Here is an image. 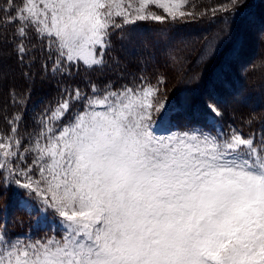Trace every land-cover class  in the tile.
I'll list each match as a JSON object with an SVG mask.
<instances>
[{
    "label": "snow or ice",
    "instance_id": "6c2138e0",
    "mask_svg": "<svg viewBox=\"0 0 264 264\" xmlns=\"http://www.w3.org/2000/svg\"><path fill=\"white\" fill-rule=\"evenodd\" d=\"M186 4L0 0V52L26 79L38 64L59 86L55 102L34 112L32 132L21 134V113L0 132V191L34 218L23 233L0 222V264H264V117L242 116L258 124L248 133L232 124L171 131L163 76L119 87L75 80L81 67L107 66L113 35L126 41L138 22L192 17ZM9 95L24 106L31 93Z\"/></svg>",
    "mask_w": 264,
    "mask_h": 264
},
{
    "label": "trees",
    "instance_id": "16d2710c",
    "mask_svg": "<svg viewBox=\"0 0 264 264\" xmlns=\"http://www.w3.org/2000/svg\"><path fill=\"white\" fill-rule=\"evenodd\" d=\"M236 10L239 14L245 13L239 8ZM248 17L251 18L249 23L264 28L262 16L254 20L255 11H251ZM184 20L138 22L128 30L131 32V39L126 41L119 40V33H116L112 37L114 48L107 58V66L92 71H85L81 67L80 75L75 77L76 83L84 87L81 81L90 79L103 85L111 80L118 86L119 75L128 80L133 76L144 75L152 82H156L157 76H163L165 82L160 86V94L162 98H172L178 104L176 119L182 129L202 121L215 125L217 130L221 125L235 124L248 133L258 127V124H254L249 128L243 124L241 117L249 113L264 117V88L260 84L264 82V77L256 79L255 67L249 70V59L244 62L247 64L244 74L233 67L235 60H239L243 54L245 41L244 35L234 33L237 28L236 15L212 20ZM221 30H226V34L219 36L218 32ZM112 57H117L119 64ZM173 57L179 62L174 63ZM193 61L195 65L191 68L189 65ZM14 65L19 74L14 79V90L17 93L30 91L31 96L24 106L13 104L10 96V110L14 113L19 106L32 118L34 112H39L49 102H55L59 87L57 80L44 78L38 64L31 70L33 79L28 80L22 75L15 60ZM192 76L193 79L188 81V77ZM8 88L5 93L7 104ZM207 96L209 99L205 98ZM229 96L232 98L228 99ZM209 101L221 109L222 117H214L209 112ZM0 121H3L2 118ZM13 200L11 190L0 191V215L5 210L6 203ZM11 218L9 229L14 233L33 227L34 218L30 219L16 208L12 209Z\"/></svg>",
    "mask_w": 264,
    "mask_h": 264
},
{
    "label": "rangeland",
    "instance_id": "374dc122",
    "mask_svg": "<svg viewBox=\"0 0 264 264\" xmlns=\"http://www.w3.org/2000/svg\"><path fill=\"white\" fill-rule=\"evenodd\" d=\"M18 2V0H17ZM230 0H187V4L182 8L183 11L185 12H192L193 16L186 18V20H201L204 18L209 19H216V18H223L225 16H235L236 15V29L235 34L239 33L244 35L245 41H244V49L242 51V56L239 58V60H235L234 62V69L240 70L241 74L245 73L247 68L246 62L248 59V66L250 67L249 70L252 68L256 69L257 74L256 79L260 78L258 80H261L264 77V28L259 26V25H253L249 23L251 21V18L248 17L249 13L251 11H255L256 17H254V20L256 21L255 18L262 16V20L264 22V0H241L243 6L240 7L239 9L242 12H245L244 14H239L237 13L238 11L234 9L232 12H219L217 11L215 15H213V9L219 8L221 5L229 3ZM150 9L154 11L157 15H162V16H167L166 13H164L163 9L156 7L155 5H151ZM236 10V11H235ZM235 11V12H234ZM234 12V13H233ZM258 19V18H257ZM171 20L170 18L166 19L164 22H169ZM253 20V19H252ZM253 20V21H254ZM173 21V20H172ZM178 21V20H176ZM182 21V20H181ZM249 21V22H248ZM154 22V21H153ZM219 36L222 34H226V30H221L218 32ZM239 37V36H237ZM141 42V41H139ZM244 60V61H242ZM195 65V61L190 63V67L192 68ZM257 67V68H256ZM194 73V71H192ZM190 71V73H192ZM200 72V71H199ZM121 73V72H120ZM118 73V74H120ZM196 73H198L196 71ZM17 70L15 69L14 65V59L9 57L8 50L3 49L2 52H0V118H2L3 121H0V132L8 133L10 131L9 125L7 124V121L5 117L11 118L14 113H21L23 115V119L20 123V132L21 134L24 133H30L33 131V119L25 113V109L23 110L18 106V109H16V112L13 113V110H10L12 103H10V95L8 94V99H9V104L6 103L5 101V93L6 89L8 88V92L10 90H14L15 86V80L18 77ZM123 76V75H119ZM194 76L188 77V81L193 79ZM133 78V77H132ZM132 78L130 80L124 79L123 81L121 79L117 80L119 83V87L122 83H131ZM222 81V79H220ZM264 81V80H263ZM149 83L155 84L156 82H152V80L148 79ZM136 83H139V80L136 81ZM262 87L264 88V82H260ZM261 95V94H260ZM209 99V96L205 97ZM232 97L229 96L228 99H231ZM160 99L165 100V98H162V95L160 94ZM167 110L165 115L170 116L171 121H172V126L170 127L171 131H176V130H186L182 129L180 127V124H178V120L176 119L177 117V111L179 109L178 104L176 103L175 100L172 98H167ZM254 102V99H253ZM211 104V102L209 101ZM15 110V109H14ZM197 126H206V127H211L209 123H206L204 121L202 122H195ZM234 127L239 128L237 125L232 124ZM192 126V125H191ZM190 127V126H189ZM158 132L164 131V128L158 127L157 128ZM11 193L14 196V193L11 191ZM23 195V193H21ZM6 203V207L4 208L5 210L3 213L0 215V220L3 221L4 219L7 220V227L9 228V224L11 222V211L14 207V200L10 203ZM31 228H28L27 231H29ZM26 231L18 232V233H23ZM42 234V233H40Z\"/></svg>",
    "mask_w": 264,
    "mask_h": 264
}]
</instances>
